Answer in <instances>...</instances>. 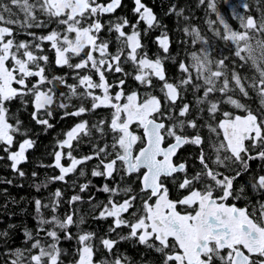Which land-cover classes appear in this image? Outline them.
Instances as JSON below:
<instances>
[{"label": "snow or ice", "instance_id": "1", "mask_svg": "<svg viewBox=\"0 0 264 264\" xmlns=\"http://www.w3.org/2000/svg\"><path fill=\"white\" fill-rule=\"evenodd\" d=\"M216 17L212 21L222 28L214 29L226 42L235 45V56L245 63L251 61L258 64L264 60V41L250 43L255 33L264 36V16L258 24L253 16L246 18L236 13L234 0H199ZM24 13L19 21L21 27L29 29L31 41H17L12 27L18 21L12 18V8L0 5V151L7 153L10 168L20 177L26 173L20 165L27 161V151L34 147L31 138H24L13 150L16 135L26 136L21 131L22 122H10L6 105L20 97L31 96L33 119L46 129L53 125L49 119H41L43 112L51 117V111L57 96L71 101L76 98L80 106L74 111H65V117H83L98 109H111L110 119L100 120L90 125L87 120H80L57 140L52 155L54 161L48 167L59 170V175L49 177L52 182L67 183V177L79 169V176L86 172L81 166L96 161L91 169L92 177H102L114 184L105 183L100 189L108 194L107 203L96 205L99 219H111V232L126 227L128 236L121 239H136L142 245L155 248L162 254L163 264H264V205L259 217L250 213L246 207L229 204L230 198L239 199L234 189V182L248 171L250 160H264V119L247 109L233 96L240 94L249 96V91L242 78L235 72L226 71L225 60L210 63L207 49L191 52L192 65L180 63V70L186 74L181 85L202 91L197 102L203 106L202 111L214 117L224 103L235 108L244 109V117L231 116L224 112V119L211 127L218 138L214 146L215 158L205 154L201 147L204 139L196 132L187 134V129L196 130L200 127L196 119H187L191 105L184 104L176 111L174 107L181 99V87L166 80L163 64L160 59H149L147 54L140 55L141 33L138 25L143 22L147 28L155 27L157 18L153 11L142 0H134V13L138 19L130 24L127 18L109 21L107 29L100 17L113 14L121 7V0H10ZM249 6L244 9H248ZM2 13H8V18ZM42 13L47 19L38 18ZM235 16L241 20L243 31L234 30L228 18ZM57 25L46 35L37 36L31 29H44L48 22ZM131 27L129 33L125 29ZM107 30L116 34L119 47L113 53L110 43L101 39V33ZM200 40L194 32L193 43ZM243 42V44H241ZM159 46L164 53L169 50V38L162 35L158 38ZM54 53V64L57 68L71 69L73 82L69 83L66 76H49L50 57L45 52ZM76 62H73V60ZM128 62L134 72L128 73L122 66ZM195 75H192V69ZM210 68V71L205 69ZM264 70V69H262ZM109 73L132 75V78L145 88L153 87V78L163 81L164 101L170 111L162 110L161 99L156 95H145L141 99L137 91L125 92V79L110 82ZM215 77V82H212ZM34 79V82H33ZM197 81H202L198 83ZM63 85L67 92H57L56 85ZM219 84V87H217ZM15 85V86H14ZM252 90L264 104V75L251 83ZM219 94V101L210 99ZM231 93V94H230ZM226 98V99H225ZM90 102V106L85 104ZM68 109L69 104L58 105ZM170 120L171 123L165 121ZM133 125L142 130L138 134ZM93 130L100 133L103 143H96L90 154L82 157L73 155L75 145L84 137H92ZM222 137V138H221ZM107 138V139H106ZM169 140V143H165ZM246 142H251L252 154ZM186 145L199 149L197 157L201 166L199 171L188 174L186 162L175 163L174 157ZM0 159H4L0 156ZM63 160L70 163L65 165ZM211 160V164L209 161ZM212 165L218 166L214 168ZM239 167H236V166ZM224 169V170H219ZM241 169L243 171H241ZM225 170L234 174H225ZM184 173L178 188L186 190V194L178 199H171L166 181L176 174ZM33 177L38 173L33 172ZM117 177L119 179L117 180ZM133 179L138 181V193L133 194ZM11 184V180L5 181ZM75 183V182H73ZM91 180L79 185L80 192L90 188ZM43 186H47L46 183ZM253 189L264 191V175L254 177ZM41 185H37V191ZM241 192L244 190L241 189ZM62 192L57 189L49 204L35 200L38 213L42 208H50L53 215L45 218L37 217L35 235L25 231L28 248L17 250L16 259L11 264H61L59 248L60 233L71 239L68 229L76 224L75 209L64 214L63 218L56 215L62 202ZM93 198L90 197L91 202ZM80 195H73L69 205L81 201ZM139 203V207H137ZM183 209V211L181 210ZM127 216L131 219L125 218ZM80 224L84 223L80 218ZM59 230V231H58ZM41 233L50 239V243L41 241ZM6 235V234H4ZM94 233L85 232L78 236V259L75 264H95L94 246L91 241ZM117 241L109 238L101 240L104 249L113 253ZM35 250V251H33ZM110 264H127L126 257L116 256Z\"/></svg>", "mask_w": 264, "mask_h": 264}, {"label": "trees", "instance_id": "2", "mask_svg": "<svg viewBox=\"0 0 264 264\" xmlns=\"http://www.w3.org/2000/svg\"><path fill=\"white\" fill-rule=\"evenodd\" d=\"M31 2L35 3L36 0H31ZM142 3L153 11L157 18V23L151 29L147 28L143 22L139 23L138 30L141 33L140 39L143 45L139 52L140 55L146 53L149 59H160L164 67L166 80L180 85L182 89L181 99L174 106L177 110L184 104H190L191 112L187 119H196L202 127L215 125L216 117L221 119L224 111L244 110L235 108L229 103H224L216 115L211 117L206 112L200 110L203 106L197 102V97H202L203 87L198 92L195 88L181 85V80L186 78V74L180 70L179 64L183 62L191 66V52L202 49H207L210 63L215 64L217 61L223 59L227 66L226 71L229 73L235 72L242 78L249 91V96L243 97L240 94H236L233 98L239 100L247 109L258 108L261 101L259 96L252 90L251 83L254 80H258L260 75H264V70H262L264 69V60H259L258 64L255 65L250 60L245 63L239 57H236L235 45L230 41L226 42L214 31L215 28H222V26L211 23L216 20V17L205 5L201 4L199 0H142ZM234 4L236 13L239 16L246 18L251 15L258 24L261 22V18L264 16V0H234ZM0 5H8L12 8L11 16L18 21L16 25L12 26L15 31V39L17 41H31L32 37L28 34L29 29L21 27L19 23V21L24 19L23 11L11 5L10 0H0ZM243 5L245 7L249 6L248 9H244ZM134 7V0H121V7L115 13L100 17L105 25V29H107L109 21L115 22L118 18H127L130 24H135L138 17L133 11ZM2 14L8 18V13ZM230 17L228 18L230 26L236 31H243L240 27L241 20L235 16H231V14ZM38 18L47 19L42 13H38ZM52 28H57V25L49 21L44 29L34 28L31 31L40 36L46 35ZM125 30L130 33L132 28L128 27ZM194 32L198 33L200 37V40L196 43H193ZM162 35H167L169 38V50L167 53H164L158 43V38ZM250 35L253 37L250 41L253 45L256 44L257 40L264 41V36L255 33H250ZM101 39L109 41L110 51L113 53L120 46L119 41L116 39V34L107 30L101 33ZM45 49L44 54L48 55L51 61L47 74L50 77L66 76L69 83L73 82L71 76L68 75L72 70L67 67L57 68L54 64V53L48 50L47 45H45ZM73 62H76L75 58ZM122 66L126 72L130 74L134 72L130 63L125 62ZM205 71H210V68L205 69ZM191 74L195 75L194 68ZM108 78L112 83H116L121 78L125 79L126 93L137 91L140 93L141 99L148 94L156 95L161 99L162 110L166 112L170 109L169 105L164 101V92L162 91L163 81L153 78V87L145 88L136 82L132 78V75L125 77L121 74L109 73ZM197 82L202 84V81ZM212 82H215V77H212ZM217 87H219V84H217ZM56 89L58 93L67 92V89L60 84L56 85ZM210 99L219 101L221 97L217 93L213 97H210ZM31 101L32 97L26 96L17 98L6 105L9 110L10 122L21 121V131L27 133L26 136L16 135L13 150H18V145L24 138H31L35 143L34 147L26 153L27 161L20 165V168L26 173L24 177H20L11 170V162L6 158L7 153L0 151V156L4 157V159H0V264H4L6 261H8L7 264H11L16 259L15 252L17 250L25 251L28 248L25 231L35 235L37 231V217L43 214L45 218H50L53 215L50 208H42L41 212L38 213L34 202L39 199L43 204H49L53 198V193L57 189H60L62 192V202L56 215L63 218L65 213L73 209L76 211L74 217L76 224L68 229L72 238L66 239L64 234L60 233L61 238L58 246L62 253L60 258L61 264H75L80 247L78 236L85 232L94 233L91 243L94 246L95 258L98 260L97 255L101 253V240L104 237V233H107L113 240L119 241L124 236L125 231L117 229L116 232H111L112 220L110 218L107 220L95 218L98 216L99 211L95 206L103 204L101 198L103 194L98 191L101 178L92 177L90 174L92 167L97 162L90 161L87 165L81 166L84 168L86 175L79 176L78 169L76 173L66 178L67 183L50 181L48 178L59 175V170L48 167V165L54 161L52 153L56 149L57 140L63 139V134L68 129L82 119L87 120L90 125L96 124L100 120L110 119L111 109L101 108L94 113L89 112L83 117H65L64 112L74 111L76 107L80 106V101L76 98H73L71 101L62 100V98L57 96L51 108L53 115L47 117L43 112L39 114L41 119L47 118L53 125L52 128L46 129L43 125L37 124L33 119L34 109ZM61 102L68 103L70 105L69 108H60L58 105ZM85 106H90V102L86 103ZM202 134L205 137L206 132ZM206 141L209 140L206 138ZM103 142L100 138V133L93 130L92 137H84L79 144L75 145L73 155L77 157L88 155L91 153L94 144ZM2 148L3 145H0V149ZM62 163L67 165L70 162L63 160ZM33 172L38 173V176L33 177ZM7 180H11L12 183H5ZM89 180H91L90 188L85 192H80L79 185ZM44 183L47 184L46 187L43 186ZM38 184L41 185L39 191H37ZM73 195H80L82 200L75 205H69L68 200ZM90 197L93 198L91 202L89 201ZM81 217L84 220L83 224L79 223ZM40 239L45 244L51 242L42 233ZM123 245L129 248L128 252L131 254L130 262L132 264H161V256H159L158 251L154 250L152 253L146 248V245L131 240L124 242Z\"/></svg>", "mask_w": 264, "mask_h": 264}, {"label": "flooded vegetation", "instance_id": "3", "mask_svg": "<svg viewBox=\"0 0 264 264\" xmlns=\"http://www.w3.org/2000/svg\"><path fill=\"white\" fill-rule=\"evenodd\" d=\"M248 109H250V108H248ZM250 110H252L255 114H257L258 117H260L261 119H264V104L261 103L260 105H258L257 109H250ZM169 111H170V109L168 111H166V113ZM176 111L178 112L179 110L176 109ZM224 112H230L231 116L233 118L235 116L244 117L247 115L246 110H241V111L229 110V111H224ZM224 118L225 117L223 116L221 119H224ZM221 119H218L216 117L215 125H211V127H215L218 124L219 120H221ZM165 122L171 123L170 120L165 121ZM132 127H133V130L136 131L138 134H142V130L138 129L136 127V125H133ZM186 132H187V134H191L193 132H196L199 135H201L204 139V144L201 147L204 149L205 154L207 156H211L212 159L215 158L214 146L218 143V138H217L216 134L211 131L210 126H205V127L200 126L196 130L189 128L186 130ZM203 132H206L205 137L209 141H206V138L202 134ZM169 142H170L169 140H166L165 143L167 144ZM246 145L249 147L252 154H255V152L257 150L251 148V142H246ZM198 155H199V149L196 146L186 145V146H184L183 149H181L179 151L177 156L174 157V162L175 163L186 162L189 166L188 174L192 175L194 172L199 171L201 168V166L198 162V159H197ZM209 163L211 164V160L209 161ZM248 164H249L248 171L243 172V174L234 182L235 193L237 196H239V199L230 198L228 203L229 204H235L237 207H246L250 213H255V215L257 217H259L260 212L262 210V205H264V191H258L256 189H253L251 185L254 182V177H256L258 175H264V160L254 159V160H250L248 162ZM212 166L214 168L218 167L216 165H212ZM236 167H239V166L237 165ZM219 170H224V169H219ZM241 171H243V170L241 169ZM225 174H234V172H231L229 170H225ZM183 176H184V173H178L175 175L174 178H169L166 181V184L169 187V194H170L171 199L175 200V199L181 198L183 195L186 194V190H181L178 188V183L183 178ZM99 178H101V182L98 186V191L103 194L101 196V198H102V203L105 204V203H107L108 194L102 192L100 189L102 188V186L105 183L114 184L115 181H107L102 177H99ZM118 179H119V177H117V180ZM133 187L135 189V192L133 194H137L139 191L138 181H135L134 179H133ZM241 189H243L244 191L241 192L240 191ZM137 207H139V203H137ZM181 210L183 211V209H181ZM125 218L131 219V217L127 216V214H126ZM120 229H123V231H125V233H124L125 237L128 236V234H129L128 228L122 227ZM104 238L112 239L109 235H107V233H104V237L102 239H104ZM130 240L138 242V240L132 239V238H130V239H121L120 238L119 241L116 240L117 241V243H116L117 247L115 246L116 248H114V250H113V253L116 256L126 257L127 264H132L130 262L131 261V254L128 252L129 248L125 247L123 245V243L129 242ZM127 244H129V243H127ZM146 248L152 253L154 252V250H156L155 248H150L148 246H146ZM113 253H109L106 249L103 248V246L101 244V253L99 255H97L98 260H96V258H95L96 256H94V261L97 264H110V262L114 259ZM158 254H159V256H161V264H163L162 254L159 252H158ZM5 263L7 264L8 261H6Z\"/></svg>", "mask_w": 264, "mask_h": 264}, {"label": "rangeland", "instance_id": "4", "mask_svg": "<svg viewBox=\"0 0 264 264\" xmlns=\"http://www.w3.org/2000/svg\"><path fill=\"white\" fill-rule=\"evenodd\" d=\"M95 264H97V263L95 262Z\"/></svg>", "mask_w": 264, "mask_h": 264}]
</instances>
